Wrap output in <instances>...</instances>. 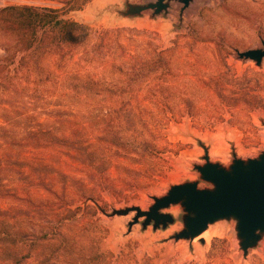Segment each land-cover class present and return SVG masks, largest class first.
I'll list each match as a JSON object with an SVG mask.
<instances>
[{"label":"rangeland","instance_id":"374dc122","mask_svg":"<svg viewBox=\"0 0 264 264\" xmlns=\"http://www.w3.org/2000/svg\"><path fill=\"white\" fill-rule=\"evenodd\" d=\"M65 1L0 0V7L58 9L61 17L89 25L91 43L112 51L114 57L111 69L103 71L97 64L91 69L106 85L98 97L86 102L89 110L83 109L82 114L73 107L53 108L49 126L63 123L76 138L71 142L73 149L63 151L68 157L60 155L56 162L54 150L44 148L39 160L26 154L23 160L14 159L4 167L0 206H8L6 198L15 195L13 201L18 206L14 212L22 211L21 204L24 211H41L22 228L20 235L26 242L19 245L21 253L29 252V257L21 264H36L28 242L41 241L37 236L43 225H51L47 226L51 229L62 216L68 217V226L63 227L68 236L84 223L88 216L79 196L88 182L98 188L88 203L97 207L98 225L104 231L101 250L108 255L104 264H264V233L244 254L234 218L210 223L193 239H175L184 228L186 214L179 203L161 210L169 213L173 222L156 229L152 223L144 227L143 217L129 226L134 211L112 215L114 209L132 206L147 210L153 198L165 195L175 184L197 182L200 189H213L196 170L206 163L205 156L228 169L236 158L248 160L264 152V58L257 65L236 54V50L262 47L264 0H192L183 9L180 2L171 0L167 11L155 16L152 10L125 15L127 4L144 5L154 0H89L75 10L68 9ZM14 42L13 37L0 33V64L4 62L1 58L12 54ZM72 52L64 47L59 55L43 57L42 63L56 73V66L70 65ZM126 67L135 74H124ZM253 72L258 75L254 77ZM242 78L248 80L247 86L234 84ZM25 80L20 73L10 82L0 80V106L7 91L17 101L30 100L23 89ZM227 80L224 90L215 85ZM11 83H16L15 87ZM178 97L189 102L175 104ZM164 99L168 104L163 106ZM121 110H132L144 121L147 132L155 135H150L158 148L155 157H134L113 146L127 141L115 121ZM87 163L96 164L93 167L107 182L90 180ZM73 175L79 179L75 185L71 184ZM48 178L57 185L49 184ZM113 180L123 181L113 187ZM40 193H49L52 202H41ZM78 205L81 208L74 212L67 210Z\"/></svg>","mask_w":264,"mask_h":264},{"label":"trees","instance_id":"16d2710c","mask_svg":"<svg viewBox=\"0 0 264 264\" xmlns=\"http://www.w3.org/2000/svg\"><path fill=\"white\" fill-rule=\"evenodd\" d=\"M88 1L66 0L65 5L69 6L68 9L75 10ZM0 33L11 36L15 40L12 54L1 58L4 62L0 64V80L5 78L9 81L19 73L25 75L27 85H24L23 89L28 94L26 97L30 99L17 101L10 95V91H7V97L3 99V104L0 106L1 176L6 171L5 165L11 164L12 160L16 159L19 162L26 154L32 155V159L39 160L38 155L44 148L54 150L55 155L52 157L56 162L61 157L60 155L68 157L63 151L73 149L71 142L76 138L66 131L63 123L49 126V118L54 117L55 109L73 107L82 114L85 112L83 109L89 110L90 107L86 105V102L98 97L106 85L105 80L98 78V75L91 69H96V64L103 71L111 69L112 61L110 60L114 57L112 51L91 43L93 30L89 25L65 19L61 17L58 9L50 7L28 5L0 7ZM64 47L73 51L70 53V65L68 67L56 66L58 70L56 73L49 71L42 63L43 57L59 55ZM224 64L222 61L221 67ZM126 68L124 74L131 72L135 74L134 69ZM113 69L116 67L113 66ZM117 71L120 72L121 69L117 68ZM252 75L256 77L258 74L253 72ZM234 82V84L248 85V80L245 78ZM227 83H229L228 80L217 81L215 85L219 90H224ZM255 83L259 84L258 79ZM11 84L14 87L16 85V83ZM3 89H5L4 86ZM1 100L0 96V103ZM225 101L230 102V99L226 98ZM188 102L189 99L184 97H178L174 101L175 104ZM161 104L163 106L168 104L167 99H164ZM40 115H44L47 119L39 120ZM90 121L89 119L87 122L91 123ZM115 121L127 141L118 143L119 145L112 143L113 146L119 147L125 154L134 157H155L158 148L153 143V138H150V135L154 137L155 135L147 132L140 116L132 110H121L115 114ZM62 163L61 160L58 163L60 170L63 169ZM87 164L91 167V171L88 172L90 180L97 181V183L107 182L103 173H99V169L93 167L96 164ZM46 180L51 185H57L52 179ZM122 181L113 180V187L115 182ZM78 182V177L73 175L71 184L75 185ZM2 186L4 184L0 183V187ZM94 192H98L97 186L92 182L86 183L84 192L79 198L84 199L82 204H84V211L88 218L70 231L68 236L63 234V227L68 226L66 222L69 218L62 216L51 229L47 227L51 225L42 226L37 236L41 241L28 242L36 257V264L105 263L108 255L101 250L104 231L98 225L97 207L88 203L92 200ZM37 196L45 204L52 202L49 193H40ZM12 197L16 198L15 195ZM74 198H77L76 195ZM13 199L6 198L8 206H0V264H21L29 257V252L27 255L21 253L19 244L26 241L20 234L23 232L24 224L28 221H35L36 212H41L40 210L24 211L26 207L23 204L20 205L21 212H14L13 209L18 205H15ZM57 208L60 210L62 207ZM80 208L81 205H78L74 210L71 208L67 210L74 212Z\"/></svg>","mask_w":264,"mask_h":264},{"label":"water","instance_id":"95a60500","mask_svg":"<svg viewBox=\"0 0 264 264\" xmlns=\"http://www.w3.org/2000/svg\"><path fill=\"white\" fill-rule=\"evenodd\" d=\"M171 0H154L144 5L127 4L125 15L141 14L152 10V16L166 12ZM187 7L192 0H174ZM262 47L236 50L239 59H251L260 65L264 58V40ZM206 163L196 166L202 179L213 184V189H200L197 182H185L172 185L167 193L155 197L147 210L137 206L114 209L112 215H125L135 212L131 226L140 217L142 225L152 223L154 229L166 227L173 222L169 213L161 210L172 204H181L184 211V228L174 235L175 239H193L203 233L210 223L219 219L234 218L237 236L244 254L254 247L264 233V152L257 158L242 160L236 158L228 169L213 163L205 156Z\"/></svg>","mask_w":264,"mask_h":264}]
</instances>
